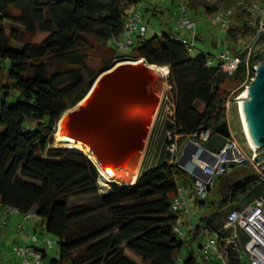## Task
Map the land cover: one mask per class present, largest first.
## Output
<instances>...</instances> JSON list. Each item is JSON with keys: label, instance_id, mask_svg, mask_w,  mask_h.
I'll return each instance as SVG.
<instances>
[{"label": "trees", "instance_id": "trees-1", "mask_svg": "<svg viewBox=\"0 0 264 264\" xmlns=\"http://www.w3.org/2000/svg\"><path fill=\"white\" fill-rule=\"evenodd\" d=\"M141 1L0 0V77L11 82L10 86H0L18 92L15 103L6 101L7 91L0 103V204L40 217L44 229L58 238L59 257L53 258L52 264H211L203 254L199 261L193 250L181 257L182 249L201 233L216 231L223 224H215L223 207H227V214L232 208H240L241 202L264 196V177L236 163L216 175L219 210L201 216L195 228L180 238L174 230L180 214L171 208V200L179 183H191L196 176L171 163L169 152L163 148L157 161L138 172L135 181L111 187L95 204H70L73 197L97 194L100 174L84 152L50 146L57 121L85 95L98 73L115 60L129 56L169 67L176 108L174 125L165 122L163 132L176 126L183 135L181 142L201 126L215 129L226 120L231 84L235 88L247 77L244 47L256 30L248 20L236 26L224 24L227 49L243 58L232 74L222 71L218 60L209 64L212 57L208 52L192 55L188 45L170 29L149 35L145 25L144 33L133 34L131 50L119 53L110 43L124 34L127 12ZM199 1L184 0L195 11ZM241 1L238 4L237 0L236 7L251 13V0ZM206 8L213 17L218 12ZM229 8L233 16L236 8ZM7 21L12 24L9 28ZM38 34L43 37L35 41ZM203 38L196 32L197 40ZM241 41L242 49H234ZM98 50L102 54L96 66L90 56ZM263 58L264 33L248 58L251 76ZM6 61L9 70L5 73ZM244 88H237L234 96ZM224 183L226 193L222 196L218 189ZM199 202L206 203L205 199ZM245 238L242 236V242ZM227 252L231 264L239 261L235 249L227 248Z\"/></svg>", "mask_w": 264, "mask_h": 264}, {"label": "rangeland", "instance_id": "rangeland-1", "mask_svg": "<svg viewBox=\"0 0 264 264\" xmlns=\"http://www.w3.org/2000/svg\"><path fill=\"white\" fill-rule=\"evenodd\" d=\"M183 4H185L184 0H142L139 4L136 5L135 9H139L142 13V23L147 26V32L149 35L154 33L161 34L164 30L170 29L171 31L174 30L176 33L183 37H187L190 41L193 40L194 48L191 51L192 55H196L199 51L203 50L211 54V57L214 62L218 60V55L224 49H227V46L224 42V37L226 34V27L224 26L223 22L216 21L212 16V12H209L206 6L212 7L216 11H225L229 7L236 8V13L228 18L227 24L229 26H236L241 25L244 23V20H248L255 28V32L249 35L247 38L246 43H252L253 48L257 42V38H259L260 34L264 33V31H259V21L260 16L259 14L254 12H248L249 10L244 11L242 8H237V0H201L198 2L199 10L195 11L189 5H186V10H183ZM134 8V7H133ZM133 8L131 10H133ZM157 10L154 13V9ZM185 12L191 19L196 22L195 31L201 33L203 35L202 40H197L193 38L191 34V30L187 27H179L177 26L178 18ZM259 18V19H256ZM257 20V21H256ZM258 22V24H257ZM12 24L10 22H6V26L9 28ZM43 37V34H38L35 37V41H40ZM261 44V43H260ZM16 47H21V44L15 43ZM111 46L117 47L115 42L110 43ZM244 43L241 41L235 44L234 49H242ZM15 47V46H14ZM118 48V47H117ZM131 50V47H123L118 48L119 53H128ZM232 53L235 51L231 50ZM102 52L100 50L93 51L90 56V62L96 66L100 65ZM132 59L129 56L123 57L121 59L115 60L114 62L117 63L121 60H128ZM6 68L5 73L9 70V62H5ZM57 67V66H56ZM65 69L69 66H63ZM169 73L163 77L166 86L168 85L167 89L169 88L170 79L168 77ZM11 85L8 79L5 76L0 77V84ZM243 83V82H242ZM239 84L237 87H232L230 89V97L227 99L225 103V114L226 120L228 121L229 128L231 131V135L237 141L240 148L245 151L248 155L251 154L250 146H248V139L243 131L241 117L239 114L238 103L237 100L234 98L235 93L234 91L244 86ZM165 88V87H164ZM163 88V90H164ZM171 89V88H170ZM162 90V91H163ZM7 91L9 94L5 96L6 101L8 103H15L18 98V92L10 88H2L0 86V103L1 99L4 97V92ZM162 94V92H161ZM160 94V95H161ZM233 96V97H232ZM160 98V97H159ZM229 101V107L227 103ZM155 116H152V124L151 128L148 133V137L143 148V153L140 159V164L138 167V172H140L143 168L151 166L153 163V157L158 158V156H153L155 151V147L157 150V141L162 138L165 133L161 132L162 123L160 120L157 121ZM183 138V137H182ZM182 140V139H181ZM189 143V139L182 141L181 144L184 147ZM50 146H58L62 148H70L68 144L65 145H55L54 141L50 144ZM193 144H189L188 147L189 153H200V149L195 150L193 148ZM159 148H161L159 146ZM72 149V148H70ZM74 150V149H73ZM264 150V149H262ZM80 151V150H77ZM82 152V151H81ZM87 156L89 154L85 153ZM90 158V157H89ZM91 159V158H90ZM152 159V160H151ZM92 160V159H91ZM183 163L186 164L184 167L187 170H190L193 166V161L191 159H186ZM184 164V165H185ZM100 174V173H99ZM194 175V174H193ZM101 177V176H100ZM137 178V176H136ZM133 182V181H130ZM100 189L97 194L94 195H81L73 197L70 200V204H79V203H97L102 193L107 192L110 188L102 187V183L100 182L99 178ZM218 178L216 177L214 180V187L208 193L207 197L205 198V204H201L199 202L200 198L196 193V189L194 187V181L191 183L186 184L188 189L186 191L187 201L190 208V215L181 214L180 220L185 221L189 218L197 223L201 221V216H208L211 214L216 213L219 210L218 206ZM117 185L116 183L112 184V187ZM226 183L222 184L219 187V194L223 196L226 192ZM238 203V202H237ZM240 205L244 206V203H239ZM227 207H223L222 214L217 217L215 224L218 225L226 218ZM40 217H30L26 218L22 212L17 211H8V207L6 205L0 204V264H34L36 253L41 254V263L40 264H52L51 260L53 258L59 257V243L58 238L48 233L44 226L40 223ZM214 235V233L212 232ZM206 233H201L197 238L191 241V244H187L182 249V257L186 256L189 250H193L197 259L200 261L202 260V248L200 244H202L206 240ZM246 240V238L244 239ZM24 247L26 249L25 253H19L17 251V247ZM245 259L249 262V258L245 255Z\"/></svg>", "mask_w": 264, "mask_h": 264}, {"label": "water", "instance_id": "water-1", "mask_svg": "<svg viewBox=\"0 0 264 264\" xmlns=\"http://www.w3.org/2000/svg\"><path fill=\"white\" fill-rule=\"evenodd\" d=\"M139 59L140 62H133L137 58L114 62L100 71L85 95L66 109L57 121L56 130L59 126L65 130L64 140L88 148L93 158L88 157L100 176L102 171L127 166L133 154L141 150L149 133L148 121L152 118L147 110L154 111L160 102L158 85L164 76L154 68L156 64ZM254 69L255 74L246 91L239 94L247 93L241 100L244 124L255 149L260 150L253 160H243L250 169L253 163L264 161V63L257 64ZM230 136L228 121L224 120L205 143L195 144L194 148L200 149L198 155L204 158L205 154L220 150ZM183 162L179 165L185 167ZM235 164L225 162L223 166L227 171ZM194 168L199 176L205 177L198 163Z\"/></svg>", "mask_w": 264, "mask_h": 264}, {"label": "built area", "instance_id": "built-area-1", "mask_svg": "<svg viewBox=\"0 0 264 264\" xmlns=\"http://www.w3.org/2000/svg\"><path fill=\"white\" fill-rule=\"evenodd\" d=\"M241 3L242 1L238 0V4ZM248 9L252 12L256 11L259 14L261 18L259 21V31H264V2L251 0L248 2ZM183 10H186V4H183ZM232 12L233 10L231 8L226 9L225 11H218L214 15V19L225 24ZM177 26L187 27L191 30L193 38H196V22L185 12H183L178 18ZM145 29L146 26L142 23L141 11L139 9L129 10L125 19V32L121 37L114 38L113 42H115L118 48L128 47L133 41V34L137 31L144 33ZM172 33L175 37L185 42L188 45L189 50L194 48L192 39L190 41L187 37L179 35L174 30H172ZM252 45V43L250 44L245 42L244 48L247 50L246 63L248 71L247 77L242 83L245 88L239 94L246 91L248 80L253 78V76L250 75L248 65V58L253 50ZM242 60L243 58L240 53H232L230 49H224L218 55L221 70L227 74L234 73ZM212 63L213 60L210 59L209 64ZM260 63H264V58L259 60L257 64ZM167 87L168 85L166 86L165 84V88L160 95V102L156 113L157 121L160 120V123H162L160 133L163 132L165 122L169 121L174 125L176 108L175 94L173 92L172 85L169 86L168 89ZM239 94L234 97L237 100L238 108L241 100L243 99V97H241L242 95ZM228 105L229 101L227 103V106ZM163 133H165V135L157 141V150L156 147L154 148L156 154L154 152L153 156H159L160 150L164 148L170 154L169 161L171 163L180 164V162L185 161L188 158L191 159L193 161V166L188 171L196 176L194 180V187L200 199H205L210 190L214 187L216 175L222 174L226 171L223 163H242L244 159L253 160L254 155L260 151L257 148L255 149V147H250L251 154L248 155L240 148L237 141L231 135L228 138V142L220 150L211 151L210 153L205 154L204 158H200L197 153H189L190 148L188 145L192 143L195 146V144L205 143V141L213 135L214 129L204 128L201 126L199 131L195 132L191 136L189 143L185 147L181 144L183 135L177 132L176 126L168 128ZM159 146L161 148H159ZM152 159L153 161L151 162L155 163L158 158L153 157ZM197 160H199V162ZM195 163L200 165L202 174L205 175V177L199 176L196 173V169L194 168ZM252 169H254L255 176L264 177V161L253 163ZM187 189L188 186L186 184L179 183L176 194L171 200V208L180 215H190V208L186 196ZM7 207L8 211L21 212L15 207ZM22 213L26 218L36 217V214L30 211ZM195 226L196 223L192 220V218L185 221H181L179 218L174 225V230L180 238H184L186 232L193 230ZM240 230L242 232H240ZM244 235L247 237V240L242 242V236ZM206 237L207 238L202 245V254L205 259L211 262V264H231L227 248L235 249L239 254V261L233 264H264V196L256 197L240 208H232L228 211L223 224L216 231H206ZM17 251L19 253H25L26 249L20 246L17 247ZM36 255L34 264H40L41 254L37 252ZM245 255L249 258V262L246 261Z\"/></svg>", "mask_w": 264, "mask_h": 264}, {"label": "bare ground", "instance_id": "bare-ground-1", "mask_svg": "<svg viewBox=\"0 0 264 264\" xmlns=\"http://www.w3.org/2000/svg\"><path fill=\"white\" fill-rule=\"evenodd\" d=\"M141 59L137 58L136 61L133 62H140ZM154 68H156L157 70H159L161 76H165L169 73V67L167 65L161 66V65H154ZM165 87V81L163 79V77L159 80V85H158V92H159V97L160 94L163 90V88ZM241 97H247V93L242 95ZM158 105L155 107V110L157 111ZM155 110L153 111V109H148L147 113L152 114V116H155ZM239 110H240V117H241V122H242V127H243V131L248 139V146L250 147H255L246 128H245V124H244V119H243V114H242V110H241V102L239 104ZM152 119L151 118L148 121V132L151 128V124H152ZM57 132H55L54 134V144L55 145H65L68 144L70 148L74 149V150H80L82 152H85L87 154H89L90 157L91 154L88 151V148L80 143H74L71 141H66L63 139L64 135H65V130L59 126V128L56 130ZM147 138L145 139V142L143 143V147L141 148V150L135 152L131 158V162L129 164H127V166H122L119 168H115L113 170H110L109 172L107 171H102L101 172V177H100V182L102 183V187L106 188H111L113 183H116L118 185H123V184H127L130 181H135L136 180V175H137V171H138V167L140 164V159L143 153V148L145 146ZM93 158V157H92ZM199 162V160H197ZM201 162V161H200Z\"/></svg>", "mask_w": 264, "mask_h": 264}, {"label": "crops", "instance_id": "crops-1", "mask_svg": "<svg viewBox=\"0 0 264 264\" xmlns=\"http://www.w3.org/2000/svg\"><path fill=\"white\" fill-rule=\"evenodd\" d=\"M137 176V175H136ZM181 257H182V252H181Z\"/></svg>", "mask_w": 264, "mask_h": 264}, {"label": "clouds", "instance_id": "clouds-1", "mask_svg": "<svg viewBox=\"0 0 264 264\" xmlns=\"http://www.w3.org/2000/svg\"><path fill=\"white\" fill-rule=\"evenodd\" d=\"M239 109V108H238Z\"/></svg>", "mask_w": 264, "mask_h": 264}]
</instances>
